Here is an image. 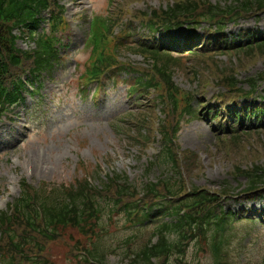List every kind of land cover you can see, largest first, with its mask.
I'll return each instance as SVG.
<instances>
[{"label": "rangeland", "instance_id": "1", "mask_svg": "<svg viewBox=\"0 0 264 264\" xmlns=\"http://www.w3.org/2000/svg\"><path fill=\"white\" fill-rule=\"evenodd\" d=\"M168 1L174 0H114L113 3L112 0H59L66 9L67 29L65 27L59 33L65 60L51 73L45 72L40 79H28L31 93L25 94V103L0 121V209H5L20 194V183L24 179L42 191L46 187L82 182L89 176H92L95 185H99L106 174L124 172L141 189L144 184L160 176L161 170L157 167L146 175L149 160L159 149L155 141V137L159 139L157 131L151 130L146 134L150 140L153 133L156 134L148 144L145 137L138 138L131 117H126L137 102L136 95L132 97V102L128 96L130 85L126 80L130 78L129 75L122 73V79L114 85L108 81L106 93L100 94L99 103L94 102L90 95L81 97L78 84L80 75L85 71V63L90 58L89 50L85 49L89 28L85 17L92 9L104 14L113 12L121 26H125L124 22L133 19L138 10L166 7ZM208 1L226 4L225 0ZM253 27L264 30V11L242 18L237 24H229L227 32L232 34ZM41 28L48 26L44 23ZM182 40L178 38L179 42ZM18 44L25 50L35 48V42L29 36H23ZM123 55H126L123 59L134 66H148L139 55L127 51ZM214 59L216 61L212 63L204 58L200 64L195 59H181L174 67V80L183 89L205 94L207 100H211L213 95L224 91L219 80L224 73L236 75L239 86L246 89V78L264 72V53H255L251 57L240 58L237 55ZM259 92L264 95V82ZM258 100L261 101L259 97ZM142 110L150 113V110ZM138 115L140 113L135 116ZM152 116L153 121L157 120V116L162 118L157 108ZM119 117L129 121L116 123L115 119ZM118 125L127 128L121 131L116 127ZM130 130L135 133L136 141L128 139ZM218 139L206 121H190L183 127L180 134L182 149L195 152L194 157L189 154L188 179L196 187L227 189L231 194H238L245 189L248 179L233 175L236 166L250 168L256 165L264 168V131L244 133L239 139ZM225 204L227 209L238 210L242 202L234 196L226 198ZM263 205L261 200L255 204L259 208ZM235 229L240 236L233 239L227 250V264L262 262L263 226L255 223L249 228L238 224ZM62 232L60 238L46 245L47 255L61 264H70L75 246L88 245L91 238L80 235L73 228ZM130 232L124 219L116 214L109 219L106 212L105 229L99 234L105 237L108 244L118 247ZM114 252L117 255L109 256L106 264H140L133 257L125 256L126 252L121 249L117 248ZM185 261L188 264H214L205 250L197 251L195 247L190 249Z\"/></svg>", "mask_w": 264, "mask_h": 264}, {"label": "trees", "instance_id": "2", "mask_svg": "<svg viewBox=\"0 0 264 264\" xmlns=\"http://www.w3.org/2000/svg\"><path fill=\"white\" fill-rule=\"evenodd\" d=\"M245 1L247 6L250 3L252 5L255 4V0ZM53 3L52 0H0L1 111L7 109L8 105H12L22 99L21 90L24 88V84L21 80V75L23 70L29 69L33 76H37L36 74H41L43 71H51L54 65L60 60L53 37L39 35L35 39L37 47L34 50L22 51L16 46L18 37L14 33L16 28L24 29L31 27L33 23L37 24L39 21L37 15L42 10L52 7ZM259 3L264 6V0H259ZM172 7L174 8H171L170 11L178 12L182 6L178 4L176 7L175 5ZM155 14V18L167 27H171L174 23L181 25L180 19L178 18L176 20V17L173 15L167 13L160 15L161 13L158 12H155ZM29 30L31 37L34 38L33 35L36 34L35 29ZM92 32H96L95 27H93ZM95 39L97 40L96 37ZM96 46H98L97 42ZM258 46L259 49L264 48V42ZM149 53L156 62L164 60L163 67L156 70V73L167 85L169 97L174 104L177 101L175 98L177 88L173 87L171 81L173 71L170 70L169 59L164 58L163 54L152 51ZM114 65L115 62L110 58L99 55L98 63L93 65L89 73L91 75L89 78L90 81L100 77L107 67L109 69ZM26 66L29 68H25ZM252 81L250 79V83ZM145 86H156L160 88L157 83H152L149 80L145 83ZM212 111H217L216 109L211 110L210 113L215 116L218 115V112ZM231 111L229 113H238L237 110H233L234 112ZM188 113L192 114L193 112L189 109ZM169 135V133L165 132L166 138ZM161 159L162 164H165V161L171 163L175 172L167 176L162 182L146 187V195L143 198L144 204L142 198L140 199V203L136 205L129 203L124 206L120 202L121 210L125 215H128H126L128 219L130 214L131 219L145 220L153 218L152 221H157L158 223L151 238L147 240L140 239L141 241H138V243L137 241L131 243V239L129 241L128 239L126 240L129 253L132 251L131 254L135 255V259L139 260L142 264H164V262H169L176 257L177 254L184 255V247L190 245V240L197 241L202 238L210 243L214 250L216 261H219L222 257L225 244L228 241L229 226L234 221V216L223 213L218 196L198 190V188L188 190L183 185V181L176 178L180 175L181 171L177 166L178 159L177 157L175 158L174 149L167 148L163 151ZM238 169L239 171L241 170L239 167ZM263 169L255 167L244 172L250 182L247 191H259L264 185ZM108 180V183L105 185V187H109L107 189H111L110 187L112 185L119 195H125L130 192V187L126 184H119V180L127 182V179L117 175L115 179L110 177ZM89 185V181L85 180V182L79 183L78 185L73 183L70 186L62 185L61 187H54L50 192L44 190L41 196H38V199L35 193L28 190L31 189L30 187L25 188L24 196L17 200L16 213L12 216L19 223L24 222L23 225L28 231L40 233L37 231L39 228L41 230L40 234L48 240L52 238V231L56 232L61 227L66 228L73 225V227L84 229V224L89 220L100 219L102 208H104L101 202L104 201L107 203L106 199L99 197V193L91 195L88 192L87 186ZM261 191L262 189L258 195L261 194ZM32 200L33 204L31 202ZM154 210H156V214H152ZM5 217L10 220L13 219L9 215H5ZM164 217H171V221H160ZM1 221H3V214L0 216ZM37 222L44 224V226ZM22 236V234H15L14 238H21ZM153 237L158 238L156 242L152 241ZM136 238L139 237L137 236ZM24 239L25 241L23 242L19 240L11 242L16 248V251L23 252L26 245L30 244L26 237ZM106 253L107 251L98 245L95 249L87 251L84 257L81 256L82 260L77 264H86V257L88 258V263L98 264L94 260L105 263L108 256ZM225 258L226 261L227 257L225 256ZM153 260H157V262L155 263ZM32 264H47V262L34 260Z\"/></svg>", "mask_w": 264, "mask_h": 264}]
</instances>
